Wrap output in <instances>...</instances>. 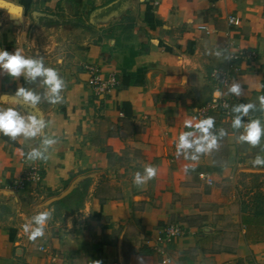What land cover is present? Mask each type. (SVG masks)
<instances>
[{
  "label": "crops",
  "instance_id": "obj_1",
  "mask_svg": "<svg viewBox=\"0 0 264 264\" xmlns=\"http://www.w3.org/2000/svg\"><path fill=\"white\" fill-rule=\"evenodd\" d=\"M15 48L43 56L66 88L62 103L38 105L57 139L46 161L26 156L40 137L0 134V264H264V165L253 164L264 137L237 143L235 114L217 110L214 131L227 132L219 148L197 161L176 155L184 121L202 119L198 108L226 91L211 73L234 52L258 57L232 70L243 94L221 98L230 109L255 103L244 122L264 124V0H0V49ZM85 65L114 75L116 87L97 93ZM18 86L36 87L0 72V95ZM148 164L157 176L135 186ZM33 166L41 180L12 187ZM77 188L82 204L57 209ZM45 209L52 218L32 241L22 225ZM172 222L184 233L166 242Z\"/></svg>",
  "mask_w": 264,
  "mask_h": 264
},
{
  "label": "clouds",
  "instance_id": "obj_2",
  "mask_svg": "<svg viewBox=\"0 0 264 264\" xmlns=\"http://www.w3.org/2000/svg\"><path fill=\"white\" fill-rule=\"evenodd\" d=\"M220 53L218 52L217 55ZM230 59V58H227ZM57 63H62L58 59ZM0 72L14 80L23 77L29 85L36 87L18 86L14 94L0 95V103L11 104L10 107H0V134L9 137L13 141L22 139L25 142L41 138L39 146L31 147L27 152L30 161L48 159L47 153L57 143L54 136L45 135L44 130L51 125L40 113L38 105L42 102L56 105L62 103V92L66 88L65 80L54 67L47 66L43 56H27L22 48H15L14 52L0 49ZM42 89V91L38 90ZM243 94L241 83L233 80L227 85L226 91L216 88L213 98L220 99L223 96ZM259 110L264 111V96L258 97ZM227 107V105H224ZM27 110V111H25ZM257 110L255 103H240L232 106L234 118L232 128L243 131L236 136L237 143H247L251 147H257L264 137V124L260 119H250L244 122L251 111ZM184 127L189 129L181 131L176 143V155L179 158L197 161L201 155L208 154L219 148V140L227 135L224 129L217 134L214 117L202 119H186ZM255 166L264 165V157L257 155L253 161ZM189 166H185L187 172ZM158 169L151 164L145 165L143 172L137 171L133 176V184L137 187L146 185L157 176ZM52 218V210H42L34 214L29 221L22 225L23 231L32 241L45 235L48 221ZM138 264H143V258L137 257ZM95 264H100L96 261Z\"/></svg>",
  "mask_w": 264,
  "mask_h": 264
},
{
  "label": "built area",
  "instance_id": "obj_3",
  "mask_svg": "<svg viewBox=\"0 0 264 264\" xmlns=\"http://www.w3.org/2000/svg\"><path fill=\"white\" fill-rule=\"evenodd\" d=\"M230 22L234 24H239L240 20L236 17H230ZM258 54L253 50H240L230 54V62L231 65L228 69L215 68L211 76L212 78L222 87H227L228 84L231 83L233 78L232 70H238L239 64L242 61L252 62L257 59ZM85 69L90 74V85L97 93L108 92L114 89L117 85V78L114 75H110L108 78H103L100 69L94 65H85ZM227 105L225 107L224 105ZM220 110L225 114H231L230 109V101L225 98L214 99L209 101L205 105L198 108L197 112L199 117L206 118L210 115L211 112ZM248 117L245 118H249ZM202 177L206 178L208 181H212L208 174H201ZM41 180V173L38 166H33L30 171L24 173L19 179H17L12 187L19 188L22 187L27 181L38 182ZM165 237L164 240L166 242H171L175 237L181 236L184 233V230L180 226V224L172 222L168 223L164 227ZM165 261L170 262L171 259L169 257L166 258Z\"/></svg>",
  "mask_w": 264,
  "mask_h": 264
},
{
  "label": "trees",
  "instance_id": "obj_4",
  "mask_svg": "<svg viewBox=\"0 0 264 264\" xmlns=\"http://www.w3.org/2000/svg\"><path fill=\"white\" fill-rule=\"evenodd\" d=\"M82 198L83 194L80 189H74L72 193L56 203V208L60 209L66 206L68 209H72L74 206H79L82 204Z\"/></svg>",
  "mask_w": 264,
  "mask_h": 264
}]
</instances>
